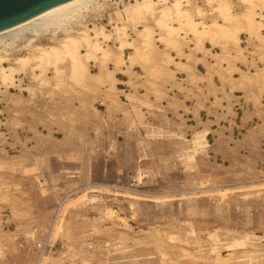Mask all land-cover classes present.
<instances>
[{
  "label": "rangeland",
  "instance_id": "rangeland-1",
  "mask_svg": "<svg viewBox=\"0 0 264 264\" xmlns=\"http://www.w3.org/2000/svg\"><path fill=\"white\" fill-rule=\"evenodd\" d=\"M139 1L100 0L72 27H104L118 55L114 27L127 26L130 42L142 28L117 14ZM223 1L246 13L242 0ZM189 2L196 19L202 10L206 24L219 22L215 5ZM257 12L260 40L242 32L231 56L190 39L177 53L156 39L149 64L91 63L83 83L67 68L0 84V264H264ZM62 34H26L8 47L10 64L31 55V39L50 47ZM236 242L245 245L230 251Z\"/></svg>",
  "mask_w": 264,
  "mask_h": 264
},
{
  "label": "bare ground",
  "instance_id": "bare-ground-1",
  "mask_svg": "<svg viewBox=\"0 0 264 264\" xmlns=\"http://www.w3.org/2000/svg\"><path fill=\"white\" fill-rule=\"evenodd\" d=\"M189 1L140 0L129 7H124L118 12V19L134 28L142 29L137 32L136 40L130 42L127 26L114 27L118 55L106 48L112 36L104 27L89 28L81 24L82 29L78 32H75L72 27L73 24L83 22L80 20L97 8H103L105 4H101L100 0H71L52 8L19 26L0 33V84L11 89L15 85L16 77L29 71L34 74H47L52 69L55 77L62 78L67 68L77 83H83L91 74V63H99L106 72H110V66L113 64L118 67L125 63L149 64L152 59L148 53L153 51L156 39L167 49L177 53H181L179 48L181 41L190 39L197 50L204 49L205 43H208L214 47H220L227 56H231L232 52L240 53L242 32H246L251 41L260 40L261 30L258 26L259 12L257 11H264V0H242L246 13L240 18L233 15L225 1L206 0L208 6L215 5L219 20L211 24L203 21L205 14L202 10L198 11L199 18L196 19L186 8ZM150 21L154 22L158 34L156 30L149 28ZM26 34H33L36 39L51 35L55 41L60 34L65 37L59 44H53L50 47L35 45V40L31 39L27 46L31 55L21 57L11 65L8 47L15 46L18 42L20 43V40L23 41L22 38ZM128 50H133L134 54L125 60ZM154 72L155 78H159L160 74L157 71ZM152 75L153 73H150L149 76ZM262 75L264 76V71ZM244 245V242H236L229 245L228 249L231 251Z\"/></svg>",
  "mask_w": 264,
  "mask_h": 264
},
{
  "label": "water",
  "instance_id": "water-1",
  "mask_svg": "<svg viewBox=\"0 0 264 264\" xmlns=\"http://www.w3.org/2000/svg\"><path fill=\"white\" fill-rule=\"evenodd\" d=\"M71 0H0V33Z\"/></svg>",
  "mask_w": 264,
  "mask_h": 264
}]
</instances>
